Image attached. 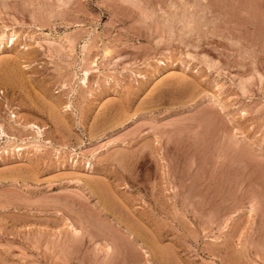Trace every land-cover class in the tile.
Returning a JSON list of instances; mask_svg holds the SVG:
<instances>
[{
  "label": "rangeland",
  "instance_id": "obj_1",
  "mask_svg": "<svg viewBox=\"0 0 264 264\" xmlns=\"http://www.w3.org/2000/svg\"><path fill=\"white\" fill-rule=\"evenodd\" d=\"M0 37V264H264V0H0Z\"/></svg>",
  "mask_w": 264,
  "mask_h": 264
},
{
  "label": "bare ground",
  "instance_id": "obj_2",
  "mask_svg": "<svg viewBox=\"0 0 264 264\" xmlns=\"http://www.w3.org/2000/svg\"><path fill=\"white\" fill-rule=\"evenodd\" d=\"M127 4V3H126ZM80 6V5H79ZM131 8V7H130ZM190 23V22H189ZM191 24V23H190ZM187 26H189V25H187ZM191 26V25H190ZM194 27H192V29H193ZM191 31V30H190ZM187 33H189V32H187ZM14 35H11L10 37H9V39L11 40V44H13V41H14ZM2 39V37H0V40ZM4 40V39H3ZM2 41V40H1ZM9 41V40H8ZM70 43H72V41L70 42ZM71 46V45H70ZM64 48V47H63ZM71 51H72V49H70ZM104 54H105V56L109 53V51H108V48L106 49H104V52H103ZM62 58V57H61ZM92 62V61H91ZM90 65H92V64H90ZM85 67V66H84ZM20 71V70H19ZM82 73H83V78H82V84L83 85H86L87 84V80H88V78H89V73H90V68H83L82 70ZM22 75V74H21ZM21 75L19 74V73H17V72H11V73H9V72H5V77L7 78V79H9V80H14V79H18V78H20L21 77ZM64 75V74H63ZM51 104V103H50ZM50 104H48V109H49V111L50 112H52L53 114H56V109L54 108V106H52V105H50ZM13 115V114H12ZM122 115V114H121ZM130 117H132V116H130ZM136 117V116H135ZM11 118H15V116L13 115V117H11ZM17 118V117H16ZM129 118V117H128ZM14 122V121H13ZM16 123V122H15ZM18 125V124H17ZM23 126H25V128H27V127H29V128H32V129H35L36 130V133H37V135L38 136H41V130H40V128H38L37 126H35L33 123H30V122H25V124L23 125ZM96 127H97V125H96ZM27 130V129H26ZM5 134V132H4V129H3V127H2V125H0V136L2 135H4ZM6 135V134H5ZM224 146V145H223ZM223 149V148H222ZM229 153V152H228ZM225 154V153H224ZM229 155V154H228ZM227 156V155H226ZM123 159V158H122ZM224 173H226V172H224ZM23 175V174H22ZM102 179V178H101ZM86 180H87V178H86ZM85 180V181H86ZM2 181H4V183H9L10 182V180H6L5 181V179L4 180H2ZM84 181V182H85ZM101 181V180H100ZM1 182V181H0ZM83 182V183H84ZM87 182H89V178H88V181H86V184H87ZM2 183V182H1ZM103 183V182H102ZM85 184V185H86ZM91 184V183H90ZM89 184V185H90ZM104 184V183H103ZM99 186H101V185H99ZM86 187V186H85ZM87 187H88V185H87ZM94 186H92V187H90L91 188V191H92V193L94 194L95 193V195L96 194H98V195H102L101 197H99L97 200H99L98 201V204H100L101 205V207H102V212H104L107 216L110 214V215H112V218L115 220V224L118 226V228H120V229H124V231L125 232H123V233H126L127 234V236H129V237H133L132 239H134V241H138L137 239H139L141 236H142V234H140L141 233V229H140V227L141 226H139L140 224H138V228H134V227H136V226H134V225H132V226H134V227H131L129 224H127V222H126V220H122V219H124L123 217V215L122 214H120V215H122V218H120V217H116L115 215L118 213H116V214H112L113 212H111L110 211V208L109 207H111V200H109L110 198L108 197V195L109 194H106L105 192H104V190H101L100 188L101 187H97V189L95 190V188L96 187H94V189H92ZM104 187V186H103ZM103 187H102V189H103ZM90 188H89V190H90ZM105 188V187H104ZM101 190V191H100ZM90 191V192H91ZM103 191V192H102ZM102 192V193H101ZM92 194V195H93ZM94 195V196H95ZM91 196V195H90ZM113 196V195H112ZM115 196V195H114ZM78 197V196H77ZM96 197H98L97 195L95 196V198ZM93 198V197H92ZM81 199V198H80ZM118 200V199H117ZM97 202V201H96ZM113 203H114V200H113ZM115 204H116V202H115ZM121 204V203H120ZM115 206V205H114ZM115 208H117V206L115 207ZM115 208H113V210L115 209ZM127 209V208H126ZM116 211V210H115ZM114 211V212H115ZM104 215V214H103ZM119 215V214H118ZM124 215H126V214H124ZM128 217H130L132 220H134L133 218H134V216L133 217H131L130 215H127ZM87 218V217H86ZM92 218V217H91ZM90 218V219H91ZM106 218V217H105ZM108 218V217H107ZM126 218V217H125ZM99 219V218H98ZM127 219H129V218H127ZM130 219V220H131ZM141 219V218H140ZM92 220H94V219H92ZM79 221V220H78ZM91 221V220H90ZM97 221V223H98V221L99 220H96ZM87 222H89V221H87ZM101 222V221H100ZM99 222V223H100ZM145 222V221H144ZM95 223V222H94ZM93 223V224H94ZM102 223V222H101ZM100 223V224H101ZM130 223H132V221H130ZM136 223V222H135ZM134 223V224H135ZM86 225V224H85ZM84 225V226H85ZM90 226V225H89ZM101 226H102V224H101ZM103 226H105V225H103ZM144 226V225H143ZM92 227V226H91ZM96 227H97V225H96ZM98 228H99V224H98ZM105 228H107L106 226H105ZM109 228V227H108ZM107 228V230H109ZM112 229V228H111ZM141 230V231H140ZM144 230V229H143ZM146 230V229H145ZM97 231V230H96ZM105 231V230H104ZM110 231V230H109ZM102 232V231H101ZM79 233V232H78ZM111 233H112V231H111ZM142 233H144V231L142 232ZM107 234V233H106ZM115 234V233H114ZM114 234H112V235H114ZM119 234V233H118ZM145 234V233H144ZM141 235V236H140ZM67 236V235H66ZM100 237V236H99ZM117 237V236H116ZM120 237V236H119ZM148 237V236H147ZM113 238V237H112ZM121 238V237H120ZM142 238V237H141ZM115 239V238H114ZM119 239V238H118ZM146 239V238H145ZM149 239V238H148ZM123 240V239H122ZM121 240V241H122ZM140 240H142V239H140ZM127 241V240H126ZM132 241V240H131ZM143 241H144V239H143ZM142 241V242H143ZM153 241V240H152ZM115 242V241H114ZM145 242V241H144ZM147 242V241H146ZM111 244V243H110ZM113 244V243H112ZM117 244H118V242H117ZM129 244V243H128ZM147 244V243H146ZM125 245V244H124ZM131 245V244H130ZM116 246V245H115ZM120 246H121V244H120ZM123 246V245H122ZM112 247V246H111ZM111 247H109V248H111ZM113 247H114V245H113ZM119 247V246H118ZM125 247V246H124ZM126 247H128V245H127V243H126ZM112 249V248H111ZM125 250V249H124ZM109 251V250H108ZM113 250H111V252H112ZM126 251H128L127 249H126ZM125 251V252H126ZM134 251V250H133ZM125 252H123V253H125ZM130 252V251H129ZM126 255V254H125ZM126 256H129V255H126ZM134 256V255H133ZM131 258V257H130Z\"/></svg>",
  "mask_w": 264,
  "mask_h": 264
}]
</instances>
